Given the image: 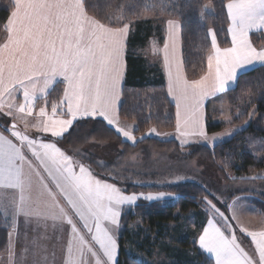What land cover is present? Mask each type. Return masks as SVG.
I'll use <instances>...</instances> for the list:
<instances>
[{"label": "snow or ice", "instance_id": "1", "mask_svg": "<svg viewBox=\"0 0 264 264\" xmlns=\"http://www.w3.org/2000/svg\"><path fill=\"white\" fill-rule=\"evenodd\" d=\"M160 5L161 9L166 7L167 0H160ZM94 7L89 0H14L3 25L6 35L0 42V114L18 115L24 125L21 130L13 119L0 131V211L6 219L11 217L13 229L8 233L9 264H16L12 236L19 217L25 223L32 219L66 221L70 234L65 264H117V233L125 206L134 211L139 201L178 199L171 192L129 193L119 182H110L117 177L100 178L57 142L44 138L50 134L55 141L64 139L74 122L83 118H98L133 144L147 136L170 135L152 127L137 137L131 126L121 125L119 105L130 26L124 22L123 11L109 15V23H104L89 14V8ZM155 7L154 0L145 4L147 9ZM223 8L231 46L221 48L215 30L209 29L211 51L206 56L207 71L199 79L189 80L184 73L179 21H166L163 48L155 42L152 45L154 53L162 54L167 93L176 105L175 131L183 138L182 144L193 137L209 144L223 142L246 127L210 136L204 105L206 100L234 90L248 72L264 67V48L257 49L250 41L251 32L264 30V0H225ZM58 78L65 85L63 96L59 102H51L50 111L47 101L39 107L31 125L39 135L32 136L27 131V117L32 116L37 100L45 99ZM18 93L23 98L19 104L15 102ZM257 144L264 149V140L252 142L253 147ZM180 179L183 177L172 183ZM239 179H264V173ZM135 183L144 186L146 182ZM5 191L13 195L7 196ZM209 195L224 204L230 215L204 197L208 218L196 240L200 249L213 258L214 264H264V230H249L236 212L238 201L244 198L237 197L228 204L215 193ZM237 229L251 238L258 261L238 242ZM134 264L142 262L136 259Z\"/></svg>", "mask_w": 264, "mask_h": 264}, {"label": "trees", "instance_id": "2", "mask_svg": "<svg viewBox=\"0 0 264 264\" xmlns=\"http://www.w3.org/2000/svg\"><path fill=\"white\" fill-rule=\"evenodd\" d=\"M14 0H0V42L5 38L6 32L3 27L10 11L13 10ZM95 4L94 8H89V14L101 19L104 23H109L107 17L123 11L124 22L129 23L130 30L126 42V72L122 86L121 105L119 115L122 120H129L135 123V135L139 137L148 129L155 127L158 130L172 131L176 125V105L167 93V79L159 55L156 54L157 61H152L150 55L142 53L145 48L154 41L158 46L164 44L166 37V21L169 18L180 22L183 65L185 75L189 79L200 78L207 69L206 56L211 51V41L209 29L215 30L217 41L221 47L231 45L229 33L227 32L228 19L223 8L225 0H167V6L161 9L160 0H154L157 7L147 9L145 4L149 0H89ZM209 6L207 10L204 6ZM203 11V17L201 12ZM121 26V25H114ZM253 43L261 48L264 46V32L254 31L250 34ZM63 83L58 82L48 93L46 98L49 106L51 102H59L63 96ZM229 99L234 111H241L240 116L232 119V124L242 126L247 124L242 131L236 132L231 139L224 140L212 146L196 142L189 144L188 158H200L204 163L216 170L225 181L230 184L240 185L244 183H259L264 187V179H239L240 177L259 176L264 173V155L257 157L255 153H264L258 144L253 147V141L264 140V67H256L240 78L239 85L229 91ZM254 115H250L253 114ZM138 125V130H137ZM223 123H210L207 121V131H218L223 128ZM76 159H82L91 167L96 166L102 171L104 163L96 162L86 149L92 142L118 143L121 147L119 159L126 160L129 156L146 147H152L158 151H176L183 155L181 144L177 139H159L154 136H147L142 141L133 144L126 141L111 126L97 119L83 118L77 120L65 138L58 141ZM74 150H78L84 155H78ZM85 156L89 157L85 159ZM183 156V157H184ZM105 174V173H104ZM233 174L232 176H230ZM107 175V174H105ZM153 188L165 189L178 196L175 201L165 200L151 203L140 202L132 211L126 209L121 218V242L119 250V260L117 264H134L139 259L135 253H146L149 258L154 256L153 250L157 244L161 249L177 248L170 243H175L171 239L170 232L175 223V229L184 218L176 214L187 213L192 208H202L205 204L204 197H208L217 204L216 199L209 195L199 184L186 181L174 183V185L151 186ZM145 187V188H151ZM135 188V186H129ZM243 195L244 202L252 204L264 215V192L253 193V191L236 188L232 197ZM138 217L143 219V225L138 227V232H128L130 222ZM186 218V217H185ZM205 221L200 222L196 232L186 234L182 245L191 246L196 243L197 237L202 230ZM12 225L9 218H5L0 211V254L7 250ZM178 233L180 231H177ZM126 241L132 253H127L123 244ZM164 245V247H163ZM199 256L194 261L190 252L178 254L175 258L178 264H214L213 258L195 247ZM198 248V249H197ZM176 253V252H174ZM171 258L174 256L168 251ZM176 255V254H175ZM142 264H147L143 260Z\"/></svg>", "mask_w": 264, "mask_h": 264}, {"label": "rangeland", "instance_id": "3", "mask_svg": "<svg viewBox=\"0 0 264 264\" xmlns=\"http://www.w3.org/2000/svg\"><path fill=\"white\" fill-rule=\"evenodd\" d=\"M153 42L154 41H151L149 43L150 45H148L145 48V50L142 51V53L144 55L145 54L150 55L152 61H157L158 57H156V54L152 51ZM15 102L17 104L22 103V102H17L16 100ZM42 106H45V103L39 106L36 105V108L34 109L32 116L27 117V120L29 122V128L27 129V131L32 136L39 135L37 130L32 128L31 125L35 123L38 109L39 107ZM207 107L209 111L207 117L208 122L214 124L217 123L225 124V126L219 129L218 131L208 132L210 136L213 134L225 133L233 129L241 128V126H236L233 125L232 122L230 123L228 122V121H232L234 117L238 116L237 115L238 113H241V111H234V109L232 108V104L229 99V92L227 93V97L218 96L217 98H213L212 100H210L207 104ZM13 119H15V122L19 124L18 127L21 130H23L24 125L18 115L13 118L0 114V123L4 127L10 126L11 122H13ZM120 122L122 126H131V130L135 135L136 126L134 122L129 120H121ZM245 125L247 126V124L245 123L242 126ZM157 131L161 133H169L170 135L165 137H158L155 135L152 136L164 140H169L172 138L177 139L178 142L182 145L181 151L184 154L181 156L174 150L168 152L158 151L149 146L142 150H138V152L134 153L133 155L126 158V160L122 161L119 159L122 150L118 143L114 142L111 144L110 143L98 144L96 142H92L83 151L88 153V156L92 157L96 162L104 163L105 166H103L102 171H99V169L96 166L91 167L88 163H85L82 159L80 160L86 165H89L90 168L93 170L94 174H99L100 178L102 179L108 176L117 177V179L111 180L110 182L113 183L119 182V185L121 187H126L129 193L169 192L165 189L153 188L151 186L174 185V183L172 182L176 181L177 177H183V179H180L175 183H182L186 181L195 182L200 186H202L204 189H207V193L209 192L215 193V195L219 197L221 201H227L228 204H231L237 197H242V198L245 197L243 195H235L232 197L233 191L236 188H242L244 190L247 189L253 191V193L264 192V187L259 183H254V184L244 183L238 186L235 184L232 185L229 182L225 181V179L222 176H220L216 170L212 169L209 165L207 166L202 159L198 157L196 158L185 157L186 156L185 152L189 151L187 147L189 144H196V142H201L203 144L213 147L214 145L218 144L220 141H216L209 144L203 141H199L198 137H193L191 138V142L182 144L183 138L176 134L175 129H173L172 131L157 129ZM235 134L236 133H234L233 135ZM44 138L51 139L54 142H57L58 146L66 150V148L63 147L58 141H55V138H51L50 134H45ZM227 139H231V138H226L225 140ZM66 151L69 154V151L68 150ZM104 173L107 175H105ZM232 175L233 174H231L230 176ZM136 181H143L146 183L144 184V186H140L135 183ZM133 185L135 186V188H129V186H133ZM145 187H151V188H145ZM165 200L175 201L176 199L166 198L164 200H161V202ZM243 200L244 199L239 200L236 205V212L240 220V223L245 227H247L249 230H256V231L264 230V215L261 214V212L258 209H256L255 206H253L250 203H247L246 201L244 202ZM140 202L151 203L148 201H139L138 204ZM217 207H219L221 211H224L226 215H230L224 204L217 202ZM130 208L131 206H125V210L126 209L128 210ZM175 213L182 215V217L184 218L183 220L180 221V223L178 224V228L176 229H175L176 224L173 223L174 226L173 229H171L172 232H170V235H172L171 239H173V241H176L175 243H170V244L177 248H173L170 250L161 249V245L157 244L154 247L153 250L154 256L152 258H149V255L144 252L135 253V254H139L138 258L141 261L143 260L147 264H178L179 261L176 260L175 258L178 257V254L180 256V254L184 253L183 250H186L188 253L190 252L191 257L194 259V261L197 260V259L195 260V257L196 256L198 257L199 253L197 252L196 248H194L196 243L193 240L194 238H192L193 236L191 237V241L194 243L193 245L184 246L182 245V242L186 234L190 233V231L193 233L196 232L197 226L200 224V222L207 220L208 212L205 209V204L203 205L202 208H199V210L192 208L189 211H187V213H184V215L183 213L180 214L179 210H176ZM141 225H143V219L135 217L129 224L128 232L131 233H133L134 231L138 232L139 230L138 227H140ZM233 226L235 227V225ZM177 231L180 232L178 233ZM34 232H35L34 235L38 236L36 238V245H33L35 247V259H36L34 264H65V261L67 259V252H66L67 240L70 234V226L67 225L66 221L52 220V226L48 225L47 229L46 227L39 228L38 231H34ZM236 235L238 238V242L241 243V246L244 247L245 250L248 251L249 254L252 255L253 258L258 261L259 259L258 253L255 250V245L251 241V238L248 237L246 234L240 232L239 229L236 230ZM117 238H118V244L120 250V242L122 239L120 230L117 233ZM125 242H127L126 236L123 239V244H125L124 245L125 250L127 253H132L131 247ZM168 251H170V255L172 254L174 258L169 257ZM119 256L120 255L118 254L117 263L119 260ZM6 258L7 257L4 254H2V256L0 255V264H9Z\"/></svg>", "mask_w": 264, "mask_h": 264}, {"label": "crops", "instance_id": "4", "mask_svg": "<svg viewBox=\"0 0 264 264\" xmlns=\"http://www.w3.org/2000/svg\"><path fill=\"white\" fill-rule=\"evenodd\" d=\"M169 19H172V18H169ZM173 20H176V19H173ZM165 31H166V29H165ZM261 31H264V30H261ZM261 31H259V32H261ZM229 36H230V34H229ZM230 40H231V38H230ZM165 41H166V37H165L164 43H165ZM250 41L252 42L253 46H255V44L253 43L252 39H250ZM163 45H160L159 48H163ZM230 46L231 45H229L227 47H230ZM126 47H127V45H126ZM179 47H180V51L182 52L181 30L179 31ZM255 47L257 49H261V48H258L257 46H255ZM221 48H223V47H221ZM262 48H264V46ZM155 54H157V53H155ZM158 55H159V58L161 60V66H163V70H164V73H165V78L167 79V72H166V68H165L164 63H163L162 54H158ZM182 56H183V54H182ZM124 61H125V66H124V70H123V79H124V75H125V72H126V69H127L126 68V56H125V54H124ZM183 70H184V65H183ZM206 71H207V69H206ZM184 73H185V70H184ZM196 79H199V78H196ZM189 80H194V79H189ZM58 82L62 83V78H58L57 81H55L49 87L45 99H39V100H37V102H36L37 103L36 104L37 106L42 105L43 103H45V101H47L46 98L48 96V93L53 89V87ZM123 82H124V80H122L121 88L123 86ZM63 85H64V83H63ZM167 86H168V79H167ZM64 87H65V85H64ZM218 96H223V97L226 96L227 97V94L226 95H218ZM169 97L175 103V101L172 99V97L171 96H169ZM217 97H213V98H217ZM121 98H122V95H121ZM213 98H210V99H208V100L205 101L204 107H205L206 117H208V112H209L208 111L207 104ZM16 101L17 102H23L22 93H18L17 94ZM120 102H121V100H120ZM120 105H121V103H120ZM120 105H119V107H120ZM47 106H48V110L50 111L49 104ZM119 117H120V115H119ZM121 120L122 119L120 118V121ZM17 125L19 126V124H17ZM206 125H207V120H206ZM5 128L6 127H4L0 123V131H4ZM5 135H9V133L8 132H5ZM69 154L71 155L70 152H69ZM0 191H3V190H0ZM4 194L7 195V196H12L13 195V193L11 191H5ZM1 213L3 214L2 211H1ZM8 218L11 221V217H8ZM205 224H206V221L204 222L202 228L205 226ZM11 225H12V223H11ZM48 225H51L52 226V220L51 219H48V220H40V221H37L36 219H32L28 223H25L23 217H19L18 218L17 225H16V230L13 233V236H12V240H13V243L15 245L16 264H34V262H35L36 259H35V247L33 245H36V238L38 237V236H35L34 235L35 234L34 231H38L39 228H44V227H46V229H47ZM12 231H13V229L11 227L10 232H12ZM201 231H200V233H201ZM7 249H8V247H7ZM25 249H27V251H25ZM2 254H4L7 257L6 260L8 261V250L2 252L0 255L2 256Z\"/></svg>", "mask_w": 264, "mask_h": 264}]
</instances>
